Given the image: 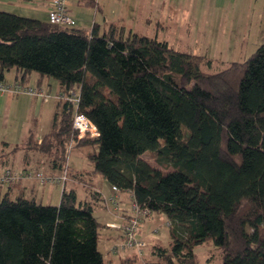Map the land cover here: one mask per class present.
Masks as SVG:
<instances>
[{
	"label": "trees",
	"instance_id": "16d2710c",
	"mask_svg": "<svg viewBox=\"0 0 264 264\" xmlns=\"http://www.w3.org/2000/svg\"><path fill=\"white\" fill-rule=\"evenodd\" d=\"M202 60L114 22L85 31L0 10V81L16 69V81L27 83L35 71L36 86L52 77L59 91L79 90L77 111L98 134L76 146H90L91 172L166 215L169 248L154 245L161 264H196L193 248L207 240L220 248L221 264H264V42L219 72L202 71ZM74 112L56 101L41 138L1 142L0 166L14 169L8 160L24 149L26 162L30 152L65 169ZM145 152L170 170L143 160ZM93 211L65 185L57 205L0 195V264H110Z\"/></svg>",
	"mask_w": 264,
	"mask_h": 264
},
{
	"label": "rangeland",
	"instance_id": "374dc122",
	"mask_svg": "<svg viewBox=\"0 0 264 264\" xmlns=\"http://www.w3.org/2000/svg\"><path fill=\"white\" fill-rule=\"evenodd\" d=\"M117 0H99V3H103L105 6V12L108 16H112L110 12L115 8ZM127 1V0H122ZM252 0H239L237 4L226 3V6L217 10L213 15L209 16L204 13H200L198 16V23L207 21L208 17L211 19L208 23L204 24V28L201 30L198 28L190 27L189 23L184 25L182 30L171 29L164 33L169 44L183 52H190L203 57L200 64L202 71L208 73H215L228 68L231 62H241L247 59L258 46L264 42V32H257V20H259V13H264L263 7L251 3ZM258 4L260 0H257ZM256 1V2H257ZM76 6V5H75ZM42 1L35 0V3L29 4L25 1L14 0L9 3H0V10L11 12L25 17L35 18L39 20H45L44 12L42 10ZM71 9V7L69 6ZM212 8V6H211ZM79 10L78 19L75 23L69 27H79L83 29H89L92 25L93 18V7L92 6H76ZM214 9V8H213ZM264 16V15H263ZM96 21L102 22L100 13H96ZM187 19V18H186ZM137 24V23H135ZM139 26L143 27L142 31L139 32L141 35L148 37H154L152 29H148L146 25ZM186 27V28H185ZM209 27V30H208ZM251 29L250 32H248ZM163 39V36H160ZM5 77L8 82H14V73L12 70L5 73ZM37 73L32 71L29 77L30 85H35ZM51 86L43 85L42 87L49 91L52 95L57 93V82L54 78L49 77ZM26 102L23 104L19 111L12 110L8 116L7 121H4L3 116L0 115V150L2 148L1 141L5 140L9 143L10 147L24 143L29 136L30 129H34L36 132L35 136H40L44 132L48 131L52 121V115L55 109V98H49L48 100H42V108L37 113L34 110V102L30 98H25ZM36 118L35 124L33 119ZM70 143V141L68 142ZM67 143V144H68ZM90 146H76L73 143L68 157L65 155V166L69 171L89 170L92 169V163L87 157V152L90 150ZM25 150L21 149L16 152L14 157L18 156L23 158ZM33 160L47 162V157L41 154H32ZM11 158V157H10ZM141 158L151 165L161 169L163 172L170 170V168H164L159 162L155 160L154 154L151 152H145L141 155ZM19 158H15L14 161H19ZM69 177V176H68ZM96 185V188H100L104 193L106 189L110 187V183L104 179L100 174H95L92 179ZM47 189L52 185V196L50 197H37L36 200L43 204L57 205L62 190V185L57 183H46L44 185ZM66 188L74 186L78 191L79 200L80 193L83 191V184L76 182H65ZM84 193V192H83ZM88 195V194H87ZM15 196H13L14 198ZM28 198H30L28 196ZM88 200V201H87ZM85 201L95 203L96 200L87 196ZM101 208H96L94 215L102 220ZM127 217V216H126ZM149 219V220H147ZM103 221V220H102ZM104 222V221H103ZM102 227V226H101ZM105 228V225L103 226ZM103 228H100L103 232ZM99 230V231H100ZM141 232V233H140ZM136 237L144 242V246L141 251H137L135 248H119L117 253L123 250H135L137 253L135 264H161L159 258L155 253L154 245H161L165 248H169L170 245V231L169 221L165 214L160 212H151L149 218L145 217L140 221L139 228L136 232ZM107 240L102 236L98 242V249L100 251L106 250ZM122 242V238L117 243H111L109 248L114 245H119ZM193 252L196 256V264H221L222 263V252L218 246H216L211 240H207L201 244L194 246ZM118 258L115 257L113 264H118Z\"/></svg>",
	"mask_w": 264,
	"mask_h": 264
},
{
	"label": "crops",
	"instance_id": "0c3cea01",
	"mask_svg": "<svg viewBox=\"0 0 264 264\" xmlns=\"http://www.w3.org/2000/svg\"><path fill=\"white\" fill-rule=\"evenodd\" d=\"M11 1L14 0H0V3L1 4L9 3ZM23 1L29 4L35 3V0H23ZM41 1L43 7L42 10H40V12H44L46 17L45 20H47V10L50 5V0H41ZM238 1L239 0H127L124 2L122 0H117L115 4V8L110 11L113 13V15L108 16V14H106L105 12L104 4L99 3V0H97L98 3L97 6L93 7L94 13L92 18V25L89 29L86 30L83 29V30L90 31L94 23L98 25L100 30H102L107 26L108 23L114 22L118 25H122L126 32H134L139 34V32L142 31L143 29V27L139 26V24L141 25L145 24L148 29L153 30L154 37L160 39V36L162 35L163 39L160 40H165L166 36H164V33H166L171 29L180 31L184 28V25H187L188 23L190 27L193 28L196 27L200 30L204 28V24L206 22L208 23L209 26V22L211 20L209 17H208L209 22L207 20L201 22L200 25H197V23L199 22L198 21L199 17L198 16L196 17V15L205 12L206 16L207 15L211 16L213 15V13L217 12V10H219L220 8L225 7L227 2L229 4L235 5L238 3ZM256 1L257 0L251 1L253 7L254 4L256 5L257 3V6L260 7L261 5L264 10V0H260L259 4L258 1L257 2ZM75 5L76 6H85V5L80 4L78 0H68L67 2L68 13L74 18V20L77 21L79 10L76 9ZM69 6L71 7V9L69 8ZM97 11L101 15L102 22L100 23L96 21ZM263 15L264 13H259V20H257L258 24L255 29V31L257 30V32H261V31L264 32ZM250 31L251 29L248 32ZM11 70L14 73L13 81H16L17 79L20 78L21 74L16 69H11ZM30 74L28 76L27 83H29ZM48 78L49 77H44L41 80V86L43 85H48L49 87L51 86L50 80ZM5 80L8 81L6 77ZM37 81H38V74L35 80V85ZM57 91H59V87L57 88ZM25 98H30L31 101L34 102V110L36 109L38 113L42 108L43 101L41 99L24 94H18V95L0 94V115L3 116L4 121H7L8 116L12 110L19 111V108H21L23 104L26 102ZM35 120L36 118L33 119L34 121L33 124H35ZM48 131L44 132L40 136L37 137L35 136V137L39 139ZM30 132L36 135L34 129L31 128L29 134ZM12 157L13 158H10L8 160V164L12 163L11 167L16 170H23V169L40 170L46 174H58L60 172L57 169H51L47 162H42V161L38 162L37 160H33V159L26 162L21 157L18 156L16 157L12 156ZM15 158H19L20 160L14 161ZM5 167L6 165L0 166V171L3 170V168ZM91 171L92 169L89 170L78 169L76 171H70L72 174L73 173L77 174V176L75 177L69 176L68 181L72 182V184H75L76 182L83 184L84 189L80 193L81 195L80 201H85V198L87 196H90L91 198L96 200L95 203L89 201L93 206L94 209L93 212L96 211V208H101L102 210L101 215L103 217L102 220L104 222L102 220H99L96 216L95 217L102 224V227L100 226L98 228L99 240L100 237L102 236L107 240L106 250L102 251L104 258L108 263L113 264V260L115 257H117L118 260L124 257H135L137 253L135 250H131V251L123 250L120 253L109 252L110 249L109 245L111 243L119 242L122 238L121 229L118 226H120V224L123 223V219L126 216L131 214V210L129 207V203L132 200L131 193L129 191H119V190L115 191L112 189L111 185L108 189H106L107 192L104 193L100 188L99 189L96 188V185L92 180L95 177V173ZM51 188L52 185H50L48 189L45 186H40L35 178H22L14 183L0 184V195L8 193L11 197H13L19 194H23L27 198L29 196L30 198H34L36 200L37 197L43 198V197L52 196ZM68 189H74L77 193V196L79 197L78 191L74 186H71ZM112 197L115 199L116 204L110 200ZM104 225L105 228H103ZM100 228H103L105 232L100 230Z\"/></svg>",
	"mask_w": 264,
	"mask_h": 264
},
{
	"label": "built area",
	"instance_id": "2783aa9c",
	"mask_svg": "<svg viewBox=\"0 0 264 264\" xmlns=\"http://www.w3.org/2000/svg\"><path fill=\"white\" fill-rule=\"evenodd\" d=\"M67 2L68 0H50V5L47 10V20L50 23L64 26H71L75 23L74 18L68 13ZM0 94H24L41 100H48L53 97L56 101L72 103L75 108L72 127L76 132V139H72L70 143L67 144L65 150L66 158L73 147V143H76V140L86 135L95 136L98 134L92 121L85 114L77 111L79 101V90L77 88L71 87L67 91H57L56 94L52 95L42 86H32L28 83H21L19 81H0ZM22 178H35L38 183L42 185L46 183H57L64 187L68 175L66 168L58 174H46L40 170L30 169L16 170L6 168L0 171V184H9L19 181ZM112 189L115 191L118 190L115 186H112ZM110 200L113 203L116 202L113 197ZM129 207L131 214L125 217L123 223L118 226L121 229L122 242L119 245L112 246L109 252L116 253L119 248H135L137 251H141L144 246V242L136 237V232L139 228L140 221L145 217L149 218L151 216V211L147 208H141L134 200L130 201Z\"/></svg>",
	"mask_w": 264,
	"mask_h": 264
}]
</instances>
